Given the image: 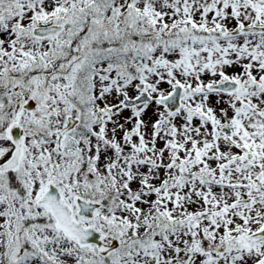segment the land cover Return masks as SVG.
Segmentation results:
<instances>
[{
  "label": "snow or ice",
  "instance_id": "1",
  "mask_svg": "<svg viewBox=\"0 0 264 264\" xmlns=\"http://www.w3.org/2000/svg\"><path fill=\"white\" fill-rule=\"evenodd\" d=\"M0 264H264V0H0Z\"/></svg>",
  "mask_w": 264,
  "mask_h": 264
}]
</instances>
